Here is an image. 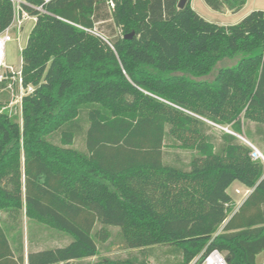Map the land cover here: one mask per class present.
Instances as JSON below:
<instances>
[{
    "label": "trees",
    "instance_id": "trees-1",
    "mask_svg": "<svg viewBox=\"0 0 264 264\" xmlns=\"http://www.w3.org/2000/svg\"><path fill=\"white\" fill-rule=\"evenodd\" d=\"M30 1L44 9L27 7L22 78L34 90L21 120L0 104V210L19 220L25 208L72 240L26 255L0 225V264H149L165 245L175 264L213 249L261 264L264 161L241 137L264 140V10L221 25L192 0ZM204 1L239 12L248 0ZM13 17L0 0V32ZM235 181L252 190L237 210ZM114 236L126 257L85 261Z\"/></svg>",
    "mask_w": 264,
    "mask_h": 264
},
{
    "label": "rangeland",
    "instance_id": "rangeland-1",
    "mask_svg": "<svg viewBox=\"0 0 264 264\" xmlns=\"http://www.w3.org/2000/svg\"><path fill=\"white\" fill-rule=\"evenodd\" d=\"M195 9L208 21L218 23L221 25H232L240 22L246 15H248L252 10L261 9L264 10V0H248L246 6L237 13H225L227 9L223 11H216L212 9L204 0H194ZM241 18V19H240ZM35 25L34 20H27L20 32L13 34V40L7 44V61L9 64L13 65L18 71L22 66V49L26 46L28 37ZM234 60L222 61L219 63L218 68L224 65H229L234 63ZM216 72H214L215 74ZM214 74L207 77L208 79L214 78ZM16 80H14L15 92L14 94L10 91L4 89L0 86V104H3L2 110H7L11 115H16L20 118L22 117V98L21 96L25 93V90L19 89L18 82V72L15 74ZM8 92L11 93L9 97ZM10 100V101H9ZM251 130L255 133L256 127L254 123L250 124ZM228 128V127H226ZM225 129L224 127H217V130ZM229 129V128H228ZM230 130V129H229ZM246 143L251 142L259 151L264 155V140L261 136L255 133V137L248 139L247 137L241 138ZM80 144V143H79ZM248 144V143H247ZM249 145V144H248ZM254 150V149H253ZM172 154L169 156L172 159L177 157L181 158L182 161L186 162L190 160L191 151H185L181 149H172ZM239 184V186H238ZM228 192L233 197L236 208L243 203L248 192L242 183L235 181L229 188ZM15 221L18 224L15 225ZM45 225L33 221L29 218L26 213V209L23 208L22 215L19 220L12 219L9 217L8 213L0 210V225L6 226L10 231V237L14 238L17 231L20 232L24 245L26 255L30 250V245H36L38 242L39 246L42 248L55 247L57 245L64 246L68 244L72 239L69 235L57 230L54 227L47 225L46 221L43 222ZM10 225V226H9ZM15 225V228H12ZM12 226V227H11ZM116 231H114L115 233ZM102 252L99 256H94L87 260H96L100 256H120L126 257L130 250L124 249L119 243L118 239L114 236L109 241L104 243ZM171 247L169 245L157 246L155 250V255L150 257L149 264H163L168 259L171 264L176 263V254L170 252ZM136 251V250H135ZM258 263L264 264V252L258 255ZM74 264H79L75 261Z\"/></svg>",
    "mask_w": 264,
    "mask_h": 264
},
{
    "label": "built area",
    "instance_id": "built-area-1",
    "mask_svg": "<svg viewBox=\"0 0 264 264\" xmlns=\"http://www.w3.org/2000/svg\"><path fill=\"white\" fill-rule=\"evenodd\" d=\"M45 3L50 0H43ZM14 5V17L11 24L3 31L0 32V85L4 84V89L10 91L14 94V80H16L15 73L18 72V82L19 89L25 90L23 96L34 90L33 85L25 86L23 84L22 78V66L17 71L16 68L9 64L7 61V44L13 40V34L18 33L23 29V26L27 20H34L36 22L37 15L32 14L27 7L44 11L42 5L35 4L30 0H12ZM113 6L114 3L111 2ZM88 30L87 28L83 27ZM226 131L232 132L225 127ZM233 133V132H232ZM247 143L254 149L252 152V157L254 159H262L264 161V155L249 141ZM189 264H229L225 254L218 249H213L210 251H203L200 255L195 257Z\"/></svg>",
    "mask_w": 264,
    "mask_h": 264
},
{
    "label": "crops",
    "instance_id": "crops-1",
    "mask_svg": "<svg viewBox=\"0 0 264 264\" xmlns=\"http://www.w3.org/2000/svg\"><path fill=\"white\" fill-rule=\"evenodd\" d=\"M191 2H192V6L195 8V6H194V0H192ZM245 6H246V5H245ZM245 6H244V7H245ZM244 7H243V8H244ZM240 11H241V10H240ZM225 13H237V12H233V11L227 9V11H226ZM240 19H241V18H240ZM22 61H23V60H22ZM242 185H243V184H242ZM238 186H239V184H238ZM244 187L246 188V190H247V192H248V194H247V196H248L252 190L249 189V188L246 187V186H244ZM247 196L245 197V199L247 198ZM245 199H244V200H245ZM241 204H242V203H241ZM241 204H240V205H241ZM240 205L238 206V208L240 207ZM238 208H236V210H237Z\"/></svg>",
    "mask_w": 264,
    "mask_h": 264
},
{
    "label": "water",
    "instance_id": "water-1",
    "mask_svg": "<svg viewBox=\"0 0 264 264\" xmlns=\"http://www.w3.org/2000/svg\"><path fill=\"white\" fill-rule=\"evenodd\" d=\"M187 2H188V0H180L179 1V4H178L179 8H183L186 5ZM126 37L127 38H132L133 37V34L132 33L131 34H128Z\"/></svg>",
    "mask_w": 264,
    "mask_h": 264
},
{
    "label": "bare ground",
    "instance_id": "bare-ground-1",
    "mask_svg": "<svg viewBox=\"0 0 264 264\" xmlns=\"http://www.w3.org/2000/svg\"><path fill=\"white\" fill-rule=\"evenodd\" d=\"M259 150V149H258Z\"/></svg>",
    "mask_w": 264,
    "mask_h": 264
}]
</instances>
